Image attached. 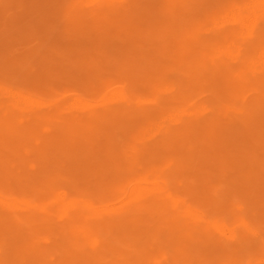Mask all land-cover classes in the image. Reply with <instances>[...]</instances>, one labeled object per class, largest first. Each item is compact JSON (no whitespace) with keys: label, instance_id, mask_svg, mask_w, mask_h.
Listing matches in <instances>:
<instances>
[{"label":"bare ground","instance_id":"6f19581e","mask_svg":"<svg viewBox=\"0 0 264 264\" xmlns=\"http://www.w3.org/2000/svg\"><path fill=\"white\" fill-rule=\"evenodd\" d=\"M136 1L18 24L0 264H264V0Z\"/></svg>","mask_w":264,"mask_h":264},{"label":"rangeland","instance_id":"374dc122","mask_svg":"<svg viewBox=\"0 0 264 264\" xmlns=\"http://www.w3.org/2000/svg\"><path fill=\"white\" fill-rule=\"evenodd\" d=\"M158 3H161V0H137L133 4V6H131L132 10L126 16L127 20H130V22H136L137 17L148 12L151 5L157 6ZM222 3L223 0H217L216 2H214V6L217 7ZM33 6L36 7L37 12H35L39 15L38 17L43 18L52 15L53 11L59 9L60 11L58 12H61L59 13L60 17L56 20H58V22L67 29L66 36H69V34L71 33L73 29L71 25L74 23V21L81 18L80 15H78V18L76 20H73L75 17L74 14L78 10H85V12H87V10L89 11V9L93 7L92 4L89 5L88 0H0V65L5 59L9 57L10 52L14 48L22 46V44H20L19 42V38L21 37L22 32L19 31L20 26H18V24H21V22L25 20L28 23L30 22L31 25L32 23H34L33 20L35 12L32 15L25 17L27 12H29ZM73 8H75L77 11L74 12V10H72ZM212 11V8H206L204 10V14L211 13ZM7 16L8 18L5 19V17ZM106 23H108L107 20L105 21V24ZM126 24L128 25H124L121 29L123 31L130 32L129 22H126ZM122 34H125V32ZM99 35L100 34L98 33V31L93 30L88 34H84L80 41H82L84 45H87V47H89V49L91 50H94L93 47L102 42H108L109 44L111 42L116 43L117 41V39H115L116 35L114 33L106 36L105 39L101 42L99 41ZM63 38L59 40L60 47L63 45L65 46L67 43H70V45L73 46V43L70 41L71 37H69L70 39L67 37L69 41L67 40L66 42L63 40ZM55 62L58 61L56 60ZM5 64H3L2 67L0 66V73L10 71L6 72L7 75L5 78H9L13 74L15 75V72H13V70H3ZM68 80L74 82V78H69ZM32 81L34 83H38V81L34 80V78H32Z\"/></svg>","mask_w":264,"mask_h":264}]
</instances>
